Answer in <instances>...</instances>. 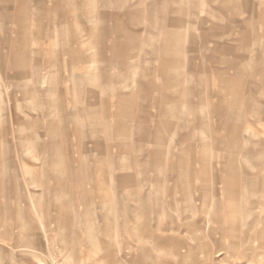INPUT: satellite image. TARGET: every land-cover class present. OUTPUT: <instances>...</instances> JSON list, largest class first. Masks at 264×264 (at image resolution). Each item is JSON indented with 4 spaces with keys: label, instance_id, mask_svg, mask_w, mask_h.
<instances>
[{
    "label": "rangeland",
    "instance_id": "374dc122",
    "mask_svg": "<svg viewBox=\"0 0 264 264\" xmlns=\"http://www.w3.org/2000/svg\"><path fill=\"white\" fill-rule=\"evenodd\" d=\"M226 2L0 0V264H264L261 180L211 181L264 159V0ZM202 145L206 187L140 208Z\"/></svg>",
    "mask_w": 264,
    "mask_h": 264
},
{
    "label": "crops",
    "instance_id": "0c3cea01",
    "mask_svg": "<svg viewBox=\"0 0 264 264\" xmlns=\"http://www.w3.org/2000/svg\"><path fill=\"white\" fill-rule=\"evenodd\" d=\"M235 0H227L225 3L229 6L234 4ZM233 7V6H232ZM173 25L170 23V26ZM121 34V30L118 28L116 29ZM112 31L105 30L104 33L108 34ZM126 39H130L129 34L124 35ZM118 39L114 40V43H118ZM21 55H24L23 50L18 48L15 44H12L10 48V57L13 59L19 58ZM112 60H121V57H118V55H115L111 58ZM110 61V59H108ZM9 69L13 71L14 78L17 79H25V81L28 79L26 72H24L23 64L18 66L17 64H12L9 66ZM28 90L26 89L24 95L26 94ZM33 93V91H29V93ZM123 107L120 105V108L118 109L120 113H122ZM23 122L19 123V126L21 127ZM23 127V126H22ZM124 130L122 123H118V128ZM167 128H170L169 126ZM237 129V127L235 128ZM203 150H201L200 154L198 156L195 155V157L187 156V157H177L176 160L173 159H164L161 158L158 154L155 156V167L154 172L150 175L146 172H140L143 179L140 181H137L135 184L136 187V200L140 203V208L144 207L146 200L150 201L151 198H156L158 201L159 196L156 193L157 190H159L160 186L165 192L167 193L166 196L171 198V205L176 202L175 199V193L178 192L180 194V200L183 202H187L189 199H191V193H195L197 190L204 189L205 184H201L199 187H194L193 180L196 178L206 182L208 180V164H209V158L205 151V146H201ZM252 159V160H251ZM226 164L220 167L218 169L221 172L220 176H211L212 184L219 186H225L229 187L233 190H241L243 191L247 185V183H250L251 185L256 183V180L260 179L262 184L264 185V159L257 158L253 159L248 156H236V155H230L226 158ZM243 164V167H241L240 164ZM174 164V165H173ZM162 166H165V169L167 167L168 174L164 176V179L162 177L161 179V169ZM197 166V167H196ZM245 168V170L243 169ZM246 175L247 177H241L242 175ZM31 175V174H30ZM77 173L75 174V176ZM149 177V178H148ZM148 180V181H147ZM147 181V182H146ZM165 181L167 183H171L170 187L168 185H165ZM164 183V184H163ZM149 184H153L155 187V190L152 191L151 188H148ZM161 184V185H160ZM163 184V185H162ZM264 193V190H263ZM155 194V196L153 195ZM137 227H143L144 222L138 220L136 223ZM163 227L160 225L156 226L157 230H161ZM182 246V245H181ZM183 247V246H182Z\"/></svg>",
    "mask_w": 264,
    "mask_h": 264
},
{
    "label": "bare ground",
    "instance_id": "6f19581e",
    "mask_svg": "<svg viewBox=\"0 0 264 264\" xmlns=\"http://www.w3.org/2000/svg\"><path fill=\"white\" fill-rule=\"evenodd\" d=\"M252 160V159H251Z\"/></svg>",
    "mask_w": 264,
    "mask_h": 264
}]
</instances>
